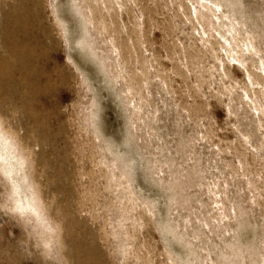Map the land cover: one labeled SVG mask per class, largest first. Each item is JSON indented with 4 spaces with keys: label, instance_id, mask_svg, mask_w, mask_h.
Wrapping results in <instances>:
<instances>
[{
    "label": "rangeland",
    "instance_id": "rangeland-1",
    "mask_svg": "<svg viewBox=\"0 0 264 264\" xmlns=\"http://www.w3.org/2000/svg\"><path fill=\"white\" fill-rule=\"evenodd\" d=\"M0 264H264V0H0Z\"/></svg>",
    "mask_w": 264,
    "mask_h": 264
}]
</instances>
